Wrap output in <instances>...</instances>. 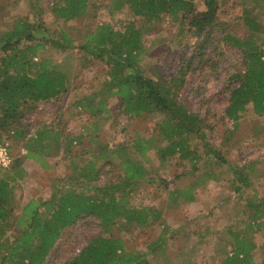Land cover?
Masks as SVG:
<instances>
[{
	"label": "rangeland",
	"instance_id": "rangeland-1",
	"mask_svg": "<svg viewBox=\"0 0 264 264\" xmlns=\"http://www.w3.org/2000/svg\"><path fill=\"white\" fill-rule=\"evenodd\" d=\"M217 2L218 23L208 28L207 41L193 28L191 17L185 24L165 16L155 30L146 31L141 37L138 61L145 74L157 77L162 73L168 82L185 66L179 99L203 118L200 135L189 138L199 162L175 155L162 163L154 148L147 151V157L142 156L134 142L139 137H155L153 143L164 145L160 134L164 129L161 120L166 114L145 112L130 117L123 110V98L112 88V62L107 57L95 56L97 51L92 53L93 48L86 50L84 46L89 35L103 23L122 31L131 21L144 29L145 23L127 7L114 11L113 0H89L86 13L70 20L55 14L54 7L62 3L60 0H0V34L11 30L18 19L27 20L33 25V42L45 45L34 60L47 57L71 77L67 90L49 101H41L23 119L22 129H27V136L24 132L16 137L13 130L20 126L13 125L11 131L0 130V141L9 145L13 161L18 157L24 162L27 139L31 135L36 137L39 127L48 126L54 134L61 135V147L68 136L76 139L69 152L56 148L52 142L46 170L36 165L34 173L17 176L11 197L16 218L3 237L18 236L24 226L18 224L20 213L31 199L44 201L56 192L80 190L87 185L94 194L95 187L118 183L124 176L123 165L128 167L133 161L139 164L140 159L145 160L148 175L136 184L130 202L160 210L162 218L148 226L117 218L107 229L98 216L88 215L58 238L49 254V264H68L99 235L122 238L128 250L140 251L149 264H224L229 253L245 258V253L238 252L236 247L241 236H246L254 245L252 260L264 264V217L254 219V208L249 205L251 198H264V114L253 115L249 110L237 122L225 116L235 85L231 75L244 69L243 55L232 37H246L249 28L239 0ZM194 3L196 11L206 9L204 0ZM248 7L258 15L263 26L258 35L264 38V3H248ZM29 43L30 40L22 39L18 45L26 47ZM2 44L0 57L4 55ZM1 70L0 59V73ZM123 144L130 145L127 151L131 160L124 150L112 152ZM256 160L257 175L247 172L246 176L251 178L245 181L243 166ZM94 162L101 166L96 182L71 179V174ZM9 168L0 166V176L13 177ZM207 172L211 176L216 173L217 178H208ZM189 187H193L196 200L186 201L176 195L177 189L184 192ZM158 238L150 251V245Z\"/></svg>",
	"mask_w": 264,
	"mask_h": 264
},
{
	"label": "trees",
	"instance_id": "trees-1",
	"mask_svg": "<svg viewBox=\"0 0 264 264\" xmlns=\"http://www.w3.org/2000/svg\"><path fill=\"white\" fill-rule=\"evenodd\" d=\"M60 1L62 3L54 7L55 14L70 20L86 13L89 0ZM204 1L206 9L196 11L194 0H113L114 11L127 7L134 17L145 23V29L135 21H131L124 31L115 29L110 23H103L89 35L84 45L86 50L93 48L92 53L97 51L95 56L107 57L112 62V88H115V94L123 98V110L130 117L145 112L166 114L161 120L164 129L160 134L164 145L153 143L155 137H139L134 142L138 148L136 151L142 156H146L147 151L154 148L162 163L175 155L199 162L196 151L190 148L189 138L194 134L200 135L203 118L179 99V90L186 77L185 66L168 82L163 79L162 73L157 77L145 74L138 61L142 50L141 37L146 31L155 30L165 16H171L173 20H180L185 24L191 17L193 28L200 35L203 34V40L207 41L210 35L208 28L218 23L219 4L217 0ZM239 3L243 7L242 13L249 32L244 38L232 37L234 45L241 50L244 64L243 70H237L231 75L235 85L231 88L229 104L225 109V116L235 122L249 110L253 115L264 114V38L258 35L263 26L258 15L248 7V3L261 5L264 0H239ZM32 29L30 22L18 19L11 30L0 34L4 51V55L0 57V130L11 131L13 125H18L20 129L13 130L16 137L24 132L27 136V129H22L23 119L35 110L38 103L58 97L71 83L70 74L53 64L51 59L43 57L39 61L34 60L45 45L33 42L35 36ZM22 39L30 40L31 43L26 47H19L18 43ZM66 40L70 43L69 39ZM127 69L130 70L129 73L123 74ZM47 127H39L36 137L31 135L25 144L27 157L37 160L45 167L49 166L46 156L51 154L52 142H55L56 148L69 152L76 140L73 136H68L64 147H61V135L57 132L54 134ZM205 136V133L201 134V137ZM128 145H120L112 152L124 150L126 158L131 160ZM137 160L140 161L139 164L133 161L128 167L123 165L124 176L118 183L108 182L110 184L95 187L97 191L94 194L89 192L87 185L80 190L56 192L44 201L31 199L23 206L19 216L21 223L18 224L24 226L19 229L18 236L12 239L3 236L14 225L12 219L16 218L15 206L11 202L12 186L17 181V176L22 178L25 174L23 161L17 157L9 168L13 177L0 176V264H49V254L58 238L70 225L88 215L98 216L107 229L112 227L117 218L134 221L142 226L160 220L162 211L149 206L138 207L130 202L129 196L137 190L136 184L148 175L145 160ZM257 163L256 160L243 166L245 181H250L251 178L246 176L247 172L257 175ZM100 169L101 166L91 163L71 174V179L96 182ZM215 174L211 176L207 172L206 176L216 179ZM237 188H240L239 185ZM175 193L186 201L196 200L193 187L184 192L177 189ZM254 200H249V205L254 208V219H263L264 198ZM245 237L241 236L240 245L236 247L238 252L245 253V258L229 253L224 264H258L252 260L254 245ZM158 242L159 238L150 245V251ZM145 257L147 256H143L140 251L128 250L122 238L99 235L91 239L68 264H149Z\"/></svg>",
	"mask_w": 264,
	"mask_h": 264
},
{
	"label": "built area",
	"instance_id": "built-area-1",
	"mask_svg": "<svg viewBox=\"0 0 264 264\" xmlns=\"http://www.w3.org/2000/svg\"><path fill=\"white\" fill-rule=\"evenodd\" d=\"M13 162V157L11 155L9 145L0 141V166L9 167Z\"/></svg>",
	"mask_w": 264,
	"mask_h": 264
},
{
	"label": "crops",
	"instance_id": "crops-1",
	"mask_svg": "<svg viewBox=\"0 0 264 264\" xmlns=\"http://www.w3.org/2000/svg\"><path fill=\"white\" fill-rule=\"evenodd\" d=\"M36 165H39L42 168V170L47 169L45 166L40 164V162H38L37 160L27 157V159L23 162V168H24L25 174L28 175V174L34 173V168ZM39 166L36 167L38 168L37 170H39Z\"/></svg>",
	"mask_w": 264,
	"mask_h": 264
}]
</instances>
